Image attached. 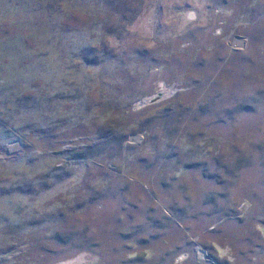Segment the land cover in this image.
Returning a JSON list of instances; mask_svg holds the SVG:
<instances>
[{"label": "rangeland", "instance_id": "rangeland-1", "mask_svg": "<svg viewBox=\"0 0 264 264\" xmlns=\"http://www.w3.org/2000/svg\"><path fill=\"white\" fill-rule=\"evenodd\" d=\"M0 264H264V0H0Z\"/></svg>", "mask_w": 264, "mask_h": 264}, {"label": "built area", "instance_id": "built-area-1", "mask_svg": "<svg viewBox=\"0 0 264 264\" xmlns=\"http://www.w3.org/2000/svg\"><path fill=\"white\" fill-rule=\"evenodd\" d=\"M132 137V136H131ZM200 255L203 256L206 260L208 261H214L213 257L211 256V254L209 253V251L207 249H201L200 251Z\"/></svg>", "mask_w": 264, "mask_h": 264}]
</instances>
